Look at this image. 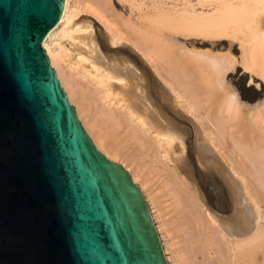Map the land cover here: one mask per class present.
Here are the masks:
<instances>
[{
  "label": "bare ground",
  "instance_id": "1",
  "mask_svg": "<svg viewBox=\"0 0 264 264\" xmlns=\"http://www.w3.org/2000/svg\"><path fill=\"white\" fill-rule=\"evenodd\" d=\"M214 4L213 11L156 5L138 6L134 13L119 10L114 0H65L44 46L98 148L111 159L120 157L134 181H141L170 262L264 264V101L250 107L245 139L242 113L248 110L226 81L237 57L179 42V34L237 39L242 64L264 80V0ZM82 12L102 22L107 44L87 15L78 19ZM61 25L60 35L71 39L53 49L48 38ZM180 120L193 124L202 170L217 174L228 189L231 215L219 214L192 178L186 165L188 128ZM156 183L164 192L160 198L146 187ZM166 195L177 215L170 228L169 220H160L165 211L155 206ZM172 231L179 244L167 239Z\"/></svg>",
  "mask_w": 264,
  "mask_h": 264
},
{
  "label": "water",
  "instance_id": "2",
  "mask_svg": "<svg viewBox=\"0 0 264 264\" xmlns=\"http://www.w3.org/2000/svg\"><path fill=\"white\" fill-rule=\"evenodd\" d=\"M64 8L0 0V264H169L143 190L98 148L44 46Z\"/></svg>",
  "mask_w": 264,
  "mask_h": 264
},
{
  "label": "rangeland",
  "instance_id": "3",
  "mask_svg": "<svg viewBox=\"0 0 264 264\" xmlns=\"http://www.w3.org/2000/svg\"><path fill=\"white\" fill-rule=\"evenodd\" d=\"M114 1H115V4H116V7L119 10L122 9V10H126L127 12H134V13L138 12V9H139L138 6H141L144 9L148 10V9H150L153 6H156V5H160V6L164 7V8H166V9H173V8L182 9V8H184L186 6H189V5L191 6L192 5L193 8L197 9L198 11H213V7L215 6L214 0L211 1L212 4H211V2L209 0H114ZM82 13L78 17V19L79 18L83 19V17H85L87 15L86 16L87 18H84V19L93 21L94 31L98 34V36L100 37V39L104 43V36H103V33H102L104 26H103L102 22L100 20H98V18L92 13L91 14L89 12H84L83 14ZM62 27L63 26L61 25L58 28L59 30L56 29V35L52 34L48 38V43L50 44L51 48H53V49L58 48V46L61 44V42L63 44H65L67 39H71V38H68V37H62L60 35V30H61ZM179 35H181L179 37V42L180 43H184L186 46H188V48H191V49H207V48L210 49L211 48L214 51H228L229 50V51L232 52V54L235 57H237L238 61H237L236 65L234 66V68H231L228 71H226V81L232 87L236 88V90L239 92V94H241L240 97L243 96L244 94L247 96L246 98H244V96H243V98L245 100L242 99V97H241V100H243V102H245V104H246L245 105V107H246L245 109H247L248 111L244 113V111H245L244 110L243 113H242V115L246 114L245 116L247 118L244 116L246 122L243 121V123L245 122L246 124L242 123V125H243L242 126L241 123H240V125L245 129L244 130L242 128L245 131V133H244V131L242 133L243 137H245V139L248 138L249 137L248 135L250 134V133H248L250 131L248 127L252 123L251 122L250 125H249V122H250L249 119H251V117L249 116L250 111H251L250 107L252 105H255V104H258V103L264 101V80L256 72L254 73L253 70L247 69V67L245 66L244 63H243L244 65L242 64V62H241L242 61V54H241L242 49H241L239 40L233 39V38H231L229 36H221L219 38H211V37H206L204 35H199V34H191L190 36H184L183 34H179ZM55 39H58V40L55 41ZM58 41H60V42H58ZM105 51L110 53V54H112V53L115 54L116 52H118V50L116 48H113V49L105 48ZM131 57L133 58V55H131ZM254 91H258L260 96L259 97H255L256 93ZM240 117H242V116H240ZM240 119H241L240 121L243 120V118H240ZM181 123H183L188 128L187 129V137H186V141H187V161H188V163L186 165H187L188 168H190V171L192 173L191 174L192 178L194 179V181H197V182L200 183L201 189L203 188L202 192H203L204 196L206 197V199L208 200L210 205L219 214H221V215H231V213H232L231 204H230L231 200H230V197H229L228 189L226 187H221L222 182H221L220 177L217 174L215 176L214 175L210 176L209 174L205 173L204 170H202V168L200 167V164H199V162L196 159L197 158L196 157V151H195V139H196V137H195V130L193 128V124L191 122H184L183 120L181 121ZM247 130H249V131H247ZM114 160L119 161L120 163H122L121 162L122 159H120V157L117 158V159H114ZM129 171H130V169H129ZM136 183L140 186L141 181L140 182L136 181ZM152 186H153V188H151ZM157 186L159 187L158 183H156L154 185L150 184L149 186H146V187L148 189V192H149V190L152 191V193H156V191H157V196L160 198V197L163 196L164 192L162 190H160V191H162L163 193L162 192H158L159 189H161L160 188L161 186L159 188ZM145 197H146V195H145ZM169 198L170 197H167V195H166V197L164 199L163 198L159 199V200H162L161 203H156V205H155V203H153V205H155L156 207L161 206L158 209L161 208V209H163L165 211V212L161 213L162 215L160 214V220L162 222H166V223L169 220L168 222L171 223V224H170V226H167V225H169V223H167L166 227L170 228V227H172L173 222L176 223L174 221V218H175L174 216L176 215L175 214L176 212H172V211H174V207H172L173 206L172 202H171L172 199L170 198V200H168ZM147 200L150 202L149 199H147ZM163 200H164V202H163ZM165 201H167V203H165ZM162 202H163L164 205H162ZM168 205L170 206V208H167V207H169ZM261 206L263 207L262 212L264 213V211H263L264 210V201L261 203ZM150 208H151V206H150ZM171 209H173V210H171ZM170 210H171L172 214L169 213ZM151 211H152V209H151ZM166 212H167V215L165 217ZM152 213H154V210H153ZM172 217H174V218H172ZM176 217H177V215H176ZM153 218H154V221L156 220L155 223H156V226H157L158 221H157V219L155 217H153ZM175 220H177V218H175ZM157 229H158V227H157ZM164 233L166 234V230H165ZM174 233H176V232L172 231L171 234L169 233L170 235L167 234L166 235L167 239L171 240L173 242L178 241L180 243V239L181 238L180 239L178 238V236H179L178 233H176V234H174ZM174 237H175V239H173ZM161 239H162V237H161ZM175 243L179 244L177 242H175ZM163 246H164V244H163ZM174 256H172V257L175 258ZM176 259H177V256H176ZM168 262H169V264H174V263L170 262L169 260H168Z\"/></svg>",
  "mask_w": 264,
  "mask_h": 264
},
{
  "label": "trees",
  "instance_id": "4",
  "mask_svg": "<svg viewBox=\"0 0 264 264\" xmlns=\"http://www.w3.org/2000/svg\"><path fill=\"white\" fill-rule=\"evenodd\" d=\"M254 92L256 93V96H255V97H259V96H260L258 91H254ZM242 95H243V94H242ZM243 96H244V98L247 97L245 94H244Z\"/></svg>",
  "mask_w": 264,
  "mask_h": 264
}]
</instances>
